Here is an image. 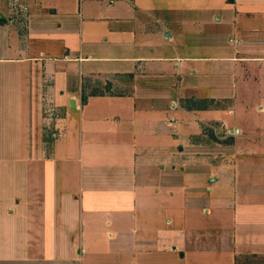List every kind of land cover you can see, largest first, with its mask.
Returning <instances> with one entry per match:
<instances>
[{
	"label": "crops",
	"instance_id": "1",
	"mask_svg": "<svg viewBox=\"0 0 264 264\" xmlns=\"http://www.w3.org/2000/svg\"><path fill=\"white\" fill-rule=\"evenodd\" d=\"M256 260L264 0H0V264Z\"/></svg>",
	"mask_w": 264,
	"mask_h": 264
},
{
	"label": "trees",
	"instance_id": "2",
	"mask_svg": "<svg viewBox=\"0 0 264 264\" xmlns=\"http://www.w3.org/2000/svg\"><path fill=\"white\" fill-rule=\"evenodd\" d=\"M248 264H264V261L256 260V262H254V263H248Z\"/></svg>",
	"mask_w": 264,
	"mask_h": 264
}]
</instances>
